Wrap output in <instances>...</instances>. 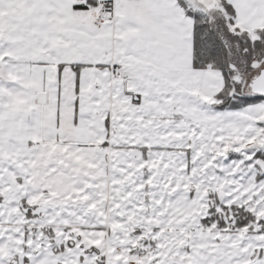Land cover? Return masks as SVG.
I'll return each mask as SVG.
<instances>
[{
    "label": "snow or ice",
    "instance_id": "1",
    "mask_svg": "<svg viewBox=\"0 0 264 264\" xmlns=\"http://www.w3.org/2000/svg\"><path fill=\"white\" fill-rule=\"evenodd\" d=\"M0 264H264V0H0Z\"/></svg>",
    "mask_w": 264,
    "mask_h": 264
}]
</instances>
